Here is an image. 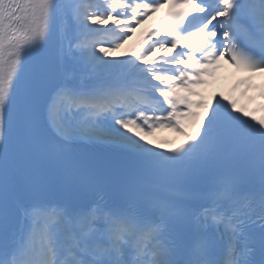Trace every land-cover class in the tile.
<instances>
[{"label": "snow or ice", "instance_id": "1", "mask_svg": "<svg viewBox=\"0 0 264 264\" xmlns=\"http://www.w3.org/2000/svg\"><path fill=\"white\" fill-rule=\"evenodd\" d=\"M257 78L264 0H0V264H264Z\"/></svg>", "mask_w": 264, "mask_h": 264}, {"label": "bare ground", "instance_id": "2", "mask_svg": "<svg viewBox=\"0 0 264 264\" xmlns=\"http://www.w3.org/2000/svg\"><path fill=\"white\" fill-rule=\"evenodd\" d=\"M141 31H142V29H141V27L139 26V27L136 29V32H135L133 35L136 34V35L140 36V35H141ZM132 47H133V46H132ZM189 129H190V131L192 132L193 130L196 129V126L190 124ZM174 136H177V135H176L175 133H173V132L164 131L163 136H162V135H159V136L156 138V140L159 141V140H163V139H171V138H174ZM177 137H178V138L174 140V141H176V142H178V141H180V140L183 139V137H181V136H177Z\"/></svg>", "mask_w": 264, "mask_h": 264}, {"label": "rangeland", "instance_id": "3", "mask_svg": "<svg viewBox=\"0 0 264 264\" xmlns=\"http://www.w3.org/2000/svg\"><path fill=\"white\" fill-rule=\"evenodd\" d=\"M137 38H138L137 35H132V38L130 40H128L127 42L124 43V45L122 46V48L118 50V53L117 54H119V52H123L125 50V48H127Z\"/></svg>", "mask_w": 264, "mask_h": 264}]
</instances>
